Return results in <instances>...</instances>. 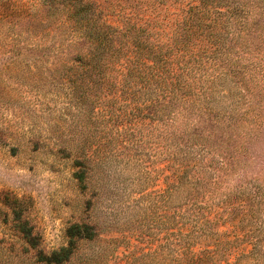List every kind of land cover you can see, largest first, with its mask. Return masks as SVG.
<instances>
[{
  "label": "rangeland",
  "instance_id": "374dc122",
  "mask_svg": "<svg viewBox=\"0 0 264 264\" xmlns=\"http://www.w3.org/2000/svg\"><path fill=\"white\" fill-rule=\"evenodd\" d=\"M87 1L151 60L191 0ZM241 2L243 45L221 16L201 34L229 50L193 47L170 95L137 63L66 72L88 50L69 1L0 0V264H171L186 243L264 264V0Z\"/></svg>",
  "mask_w": 264,
  "mask_h": 264
},
{
  "label": "trees",
  "instance_id": "16d2710c",
  "mask_svg": "<svg viewBox=\"0 0 264 264\" xmlns=\"http://www.w3.org/2000/svg\"><path fill=\"white\" fill-rule=\"evenodd\" d=\"M56 2L57 0H51ZM66 1V0H60ZM69 5L66 8L67 22L73 23L74 26H79L76 30L80 34V38L88 42L87 53L78 52L76 54H65L61 51L67 65L65 71L74 74H82L86 77L102 78L107 70L116 71L124 78H131L134 75L136 63L141 65L145 72L149 73L150 78L161 80L164 83L165 90L170 95H176V91L181 88L187 87V83L181 85V78L184 77L188 69L186 58L187 56L194 55L193 47L199 46L198 51L206 50L204 40L206 39L201 33L206 32L208 27L213 30L217 29V23H220L221 16L225 17V21H231L236 25H243L247 27L246 13H243V7L246 3L241 0H215L218 5H211L209 2L213 0H191L184 4L181 12L184 16L175 20L174 26L170 28L169 34H164L166 43L164 42V56H156L149 60L145 55L136 57L135 48L138 45L136 37L131 34L130 27L121 29L110 26L106 22L99 26L95 25L94 14L91 13L93 6L87 0H67ZM198 1L199 4H195ZM254 0H249V2ZM257 6V5H256ZM186 7V8H185ZM209 8L215 9V17L211 19L210 24L206 25V13ZM223 9V10H221ZM95 25V27H94ZM238 30H237V29ZM234 27L233 38L237 35L238 43L244 41L246 32L239 28ZM204 30V31H202ZM215 32H218L215 30ZM212 33L209 31L210 36L215 38L206 39L209 47H212V52L228 51L230 47L224 44L220 46V40L217 38L220 32ZM243 45V44H242ZM203 48V49H201ZM139 50V46H138ZM142 52V51H141ZM64 55H67L65 57ZM139 58V59H138ZM187 246L178 247L177 257L173 258L171 264H217V250L204 248L199 252H193L190 244ZM183 247V248H182Z\"/></svg>",
  "mask_w": 264,
  "mask_h": 264
}]
</instances>
